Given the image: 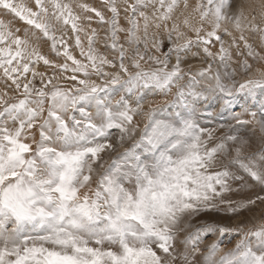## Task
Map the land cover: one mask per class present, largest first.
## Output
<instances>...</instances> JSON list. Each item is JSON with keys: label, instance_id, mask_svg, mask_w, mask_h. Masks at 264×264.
Instances as JSON below:
<instances>
[{"label": "snow or ice", "instance_id": "snow-or-ice-1", "mask_svg": "<svg viewBox=\"0 0 264 264\" xmlns=\"http://www.w3.org/2000/svg\"><path fill=\"white\" fill-rule=\"evenodd\" d=\"M0 264H264V0H0Z\"/></svg>", "mask_w": 264, "mask_h": 264}, {"label": "rangeland", "instance_id": "rangeland-1", "mask_svg": "<svg viewBox=\"0 0 264 264\" xmlns=\"http://www.w3.org/2000/svg\"><path fill=\"white\" fill-rule=\"evenodd\" d=\"M88 2L89 3L98 4V0H88ZM191 66H192L193 71L198 70L199 67H200V65L197 62H195V61L192 62ZM41 70H43V68ZM217 107H218V105H217ZM245 191H247V190H245ZM256 211L259 212V209H257ZM245 215H249V214L245 213ZM233 222H235V221H233ZM209 239H212V238L210 237ZM237 239H239V237L234 236V237L231 238V242H229V238L227 236H225L224 237V243L221 245V247L225 251H227V250L231 249L232 247H234L235 242H236Z\"/></svg>", "mask_w": 264, "mask_h": 264}]
</instances>
